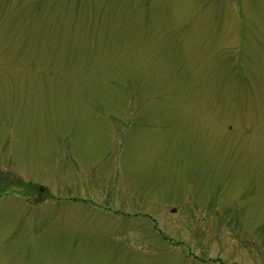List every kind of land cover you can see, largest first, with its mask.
I'll use <instances>...</instances> for the list:
<instances>
[{
	"label": "rangeland",
	"instance_id": "374dc122",
	"mask_svg": "<svg viewBox=\"0 0 264 264\" xmlns=\"http://www.w3.org/2000/svg\"><path fill=\"white\" fill-rule=\"evenodd\" d=\"M0 264H264V0H0Z\"/></svg>",
	"mask_w": 264,
	"mask_h": 264
}]
</instances>
